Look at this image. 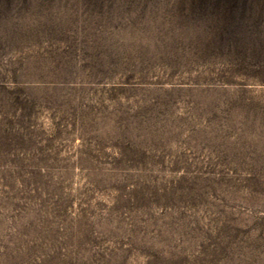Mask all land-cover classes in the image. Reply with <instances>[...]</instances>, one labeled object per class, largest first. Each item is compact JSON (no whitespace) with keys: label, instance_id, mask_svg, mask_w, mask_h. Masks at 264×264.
Listing matches in <instances>:
<instances>
[{"label":"rangeland","instance_id":"rangeland-1","mask_svg":"<svg viewBox=\"0 0 264 264\" xmlns=\"http://www.w3.org/2000/svg\"><path fill=\"white\" fill-rule=\"evenodd\" d=\"M0 264H264V0H0Z\"/></svg>","mask_w":264,"mask_h":264}]
</instances>
